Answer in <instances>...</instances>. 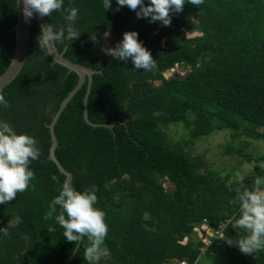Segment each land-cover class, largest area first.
I'll use <instances>...</instances> for the list:
<instances>
[{
    "label": "trees",
    "instance_id": "16d2710c",
    "mask_svg": "<svg viewBox=\"0 0 264 264\" xmlns=\"http://www.w3.org/2000/svg\"><path fill=\"white\" fill-rule=\"evenodd\" d=\"M71 7L79 9L74 27L80 35L56 41V47L98 71L88 99L90 120L116 122L111 129L86 122V82L55 126L56 155L72 173L71 182L78 190L94 188L106 213L110 252L96 264H196L203 255L212 264H264V249L243 253L227 242L244 235L232 226L239 216L237 188H252L257 177L264 178V154L250 150V140L264 141V0L186 3L170 13L169 25L137 17L128 6L117 11L116 0L108 9L103 0H64L61 10L46 16L55 30L67 31L65 9ZM17 19V1L0 0V76L14 56ZM184 27L200 34L189 37ZM41 30L33 20L27 60L3 91L8 106H0V119L34 136L40 149L29 165L35 172L29 188L0 204V264H89L87 236L68 241L54 219H44L65 181L49 159L48 125L79 76L53 63L48 48L39 46ZM130 30L151 50L154 70L135 68L131 58L97 55L96 42L105 32L122 39ZM177 66L189 72L166 78ZM178 123L188 136L175 140L168 128ZM217 131L230 132L225 152L254 163L251 174L223 175L195 151L196 140ZM164 179L174 188L167 190ZM204 225L213 231L224 226L209 245L192 238Z\"/></svg>",
    "mask_w": 264,
    "mask_h": 264
},
{
    "label": "clouds",
    "instance_id": "9594fccd",
    "mask_svg": "<svg viewBox=\"0 0 264 264\" xmlns=\"http://www.w3.org/2000/svg\"><path fill=\"white\" fill-rule=\"evenodd\" d=\"M17 3H20V0H17ZM186 3L199 6L203 0H148L147 3L145 0H116V10L128 6L136 10L137 17H147L150 22L160 21L169 25L172 20L170 13L181 12ZM22 4L23 15L29 20L34 13L50 16L54 11L61 10L64 0H22ZM111 5L112 0H103L105 9ZM78 15L79 9L76 7L65 9V19L69 22L67 31L63 28L55 30L50 24L43 26L38 37L39 46L49 48L56 41H72L77 38L80 31L74 24ZM138 36L136 30L125 31L114 47H106L103 51L115 59L127 61L131 58L137 69L154 70L157 61ZM90 38L95 40V33L90 34ZM8 103L5 94L0 91V106L6 107ZM39 157L40 149L34 136L17 132L9 122L0 119V204L12 200L18 192L29 188L35 176L29 165ZM236 192L239 216L232 226L242 229L244 235L235 241L229 239L227 242L237 244L243 253H254L264 249V178L257 177L252 188H237ZM97 200L94 188L78 190L71 181L65 180L44 213L45 220L54 219L63 228L64 237L68 241L79 242L87 236L90 243L85 249L84 258L89 264H96L101 256L110 252L105 243L108 234L106 213L97 206ZM20 219L19 216L15 217L17 223ZM48 230L54 231L55 228L49 226Z\"/></svg>",
    "mask_w": 264,
    "mask_h": 264
},
{
    "label": "water",
    "instance_id": "95a60500",
    "mask_svg": "<svg viewBox=\"0 0 264 264\" xmlns=\"http://www.w3.org/2000/svg\"><path fill=\"white\" fill-rule=\"evenodd\" d=\"M17 8H18V19L16 25L12 29L13 31H15V39H16L14 56L11 61V64L8 66L6 71L0 76V91L2 92L4 91L5 87L8 86L20 74L21 70L25 65L29 50V39H30L32 21L35 20L41 29L43 26H47L48 24H50L46 16H40L38 13H34L32 18L26 20L22 12V8H23L22 0H20V3H17ZM48 51L53 59V63L61 64L64 67L68 68L69 72H75L79 76V81L77 85L63 100L59 110L54 115L52 122L48 125L51 132V140H52L49 159L52 160L58 166L61 173L65 175V180L72 181L73 179L72 173L69 172L62 165V163L60 162V160L56 155V149L59 146V141L56 135L55 126L60 116L62 115L63 111L69 104V102L73 99L76 93L83 87V85L86 82H88V88L84 98V118L86 122L93 127H106L110 129L113 128L116 122L113 121L112 123L109 124L97 123L91 121L89 118L88 99L92 90L93 76L94 74L98 73V71L94 70L91 67L77 63L67 58L65 56V51L60 52L57 49L55 42L52 44L51 47L48 48ZM79 245L80 243L78 244L76 250L78 249Z\"/></svg>",
    "mask_w": 264,
    "mask_h": 264
},
{
    "label": "rangeland",
    "instance_id": "374dc122",
    "mask_svg": "<svg viewBox=\"0 0 264 264\" xmlns=\"http://www.w3.org/2000/svg\"><path fill=\"white\" fill-rule=\"evenodd\" d=\"M191 25H194L192 17L189 18ZM189 37L199 35L200 33L193 29L188 31L186 27L183 28ZM106 33V32H105ZM105 33L102 36L101 41L96 42L95 51L97 55L102 56L105 52L103 51L106 47H114L121 39L116 35ZM175 72L185 76L189 72V68L186 66H177L174 70H170L166 73V78H171ZM169 134L173 139L179 140L185 136H188V131L183 123L172 124L168 128ZM231 141L229 131H217L210 136L199 138L195 141L194 149L196 152L205 155L207 165L210 169L219 171L221 174L226 175L236 174L238 178L251 174L254 171V163H247L242 159L238 158L237 155L227 154L225 152V145ZM250 150L258 155L264 154V141H251ZM238 143V142H237ZM236 143V144H237ZM163 185L167 190L173 189L174 186L167 180H163ZM220 236L213 230L208 229V226L204 225L196 229L193 234V239L205 240L210 242L212 238ZM196 264H212L207 256L203 255Z\"/></svg>",
    "mask_w": 264,
    "mask_h": 264
},
{
    "label": "built area",
    "instance_id": "2783aa9c",
    "mask_svg": "<svg viewBox=\"0 0 264 264\" xmlns=\"http://www.w3.org/2000/svg\"><path fill=\"white\" fill-rule=\"evenodd\" d=\"M223 227H224V226H223ZM223 227L220 229V231H214V232H215L216 234H221L222 230L224 229ZM210 242H211V241H210ZM210 242H209V243H208V242H206V243H207V245H209V244H210Z\"/></svg>",
    "mask_w": 264,
    "mask_h": 264
}]
</instances>
